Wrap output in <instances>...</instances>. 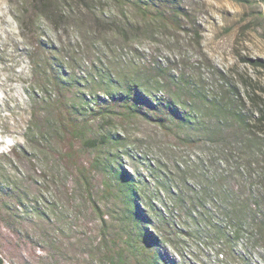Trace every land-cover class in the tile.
I'll return each instance as SVG.
<instances>
[{
	"label": "rangeland",
	"instance_id": "374dc122",
	"mask_svg": "<svg viewBox=\"0 0 264 264\" xmlns=\"http://www.w3.org/2000/svg\"><path fill=\"white\" fill-rule=\"evenodd\" d=\"M55 1L60 12L48 14L42 9L52 3L47 0H0V258L7 264H117L107 255L117 248L100 239L99 216L75 190V166L86 165L93 155L48 105L56 91L49 81L39 83L46 72L39 65L35 70L34 62L48 47L54 50L58 72L64 77L72 73L76 80V105L90 91L101 94L102 86L95 83L103 81L98 73L113 76L114 66L107 61H123L118 57L122 54L126 62L158 63L203 85L216 84L224 76L249 108L250 96L257 102L264 98V68L246 60L264 59V1L176 0L188 13L186 30L144 31L135 45L140 50L137 55L129 48L111 51L109 43L116 40L111 33L107 32V45L95 33V25L107 27L122 9L129 10L118 0ZM111 128L112 134L122 137V146L112 149L116 161L108 169L128 171L146 199L154 187L152 171L161 177L173 171L178 180L182 175L178 169H188L198 159L212 169L235 170V161L224 163L219 147L210 141L173 147L176 140L155 125L122 118H115ZM93 175L98 191L103 179H111L100 171ZM193 179L191 183L198 181ZM106 197L104 204L98 201L102 207L108 202L110 209L117 210L113 217L121 219L117 202ZM113 220L109 235L124 228ZM177 242L158 247L165 263L242 264L218 260L209 250L213 246L196 238ZM253 258L264 260L257 249ZM126 264H143V260L129 257Z\"/></svg>",
	"mask_w": 264,
	"mask_h": 264
},
{
	"label": "trees",
	"instance_id": "16d2710c",
	"mask_svg": "<svg viewBox=\"0 0 264 264\" xmlns=\"http://www.w3.org/2000/svg\"><path fill=\"white\" fill-rule=\"evenodd\" d=\"M47 1L52 3L43 4L44 11L60 12L59 3ZM118 2L129 10L122 9L107 27L95 25L94 30L106 45L107 34L111 33L117 40L109 43L113 52L129 48L132 55H137L140 50L135 45L144 31L154 33L162 28L180 33L189 22L187 11L176 0ZM44 52L41 60L34 62V69L42 66L46 73L40 76L39 83L50 82L56 91L48 105L64 117L63 121L93 155L86 165L75 166V190L83 193L99 216L101 241L117 248L107 252L111 262L115 259L117 264H126L127 258L140 256L143 264H167L158 247L166 243L174 246L177 239L190 236L213 246L209 250L220 261L264 264V260H253L256 249L264 259V136L260 135L264 132V98L257 102L250 96L252 105L247 108L236 86L224 76L216 84L203 85L171 67L164 69L158 63L133 59L126 62L118 54L123 61H107L114 66L113 76L98 73L103 81L95 83L102 86L101 94L90 91L87 98L81 97V105H76L72 73L62 76L54 50L48 47ZM246 60L253 67L264 68V59ZM115 118L153 124L176 140L173 147L210 141L219 147L224 163L235 161V170L212 169L206 160L198 159L187 165L188 169H178L182 172L178 180L173 171L163 177L152 171L149 176L155 180L154 187L146 199L128 171L108 169L116 161L112 149L118 151L122 146V137L111 132ZM226 149L232 153H225ZM94 171L113 180L103 179L98 191ZM190 178L198 181L191 183ZM106 196L117 202L121 219L113 217L117 210L110 209L108 202L104 205L108 209L102 207ZM113 218L124 228L109 235ZM0 264L7 263L0 258Z\"/></svg>",
	"mask_w": 264,
	"mask_h": 264
}]
</instances>
